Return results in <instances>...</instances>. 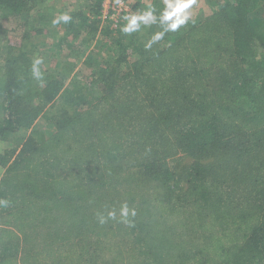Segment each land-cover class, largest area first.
<instances>
[{
  "label": "trees",
  "instance_id": "trees-1",
  "mask_svg": "<svg viewBox=\"0 0 264 264\" xmlns=\"http://www.w3.org/2000/svg\"><path fill=\"white\" fill-rule=\"evenodd\" d=\"M52 1L0 0L7 19L41 14L32 39L60 35L0 57L14 255L36 237L44 264H264V0H202L203 23L136 1L116 29L102 0Z\"/></svg>",
  "mask_w": 264,
  "mask_h": 264
},
{
  "label": "rangeland",
  "instance_id": "rangeland-1",
  "mask_svg": "<svg viewBox=\"0 0 264 264\" xmlns=\"http://www.w3.org/2000/svg\"><path fill=\"white\" fill-rule=\"evenodd\" d=\"M89 0H53L51 2V9L57 8L58 11H61L65 13V15H68V13L79 11L82 7H86L85 5L88 3ZM136 1H139L144 4H150L151 0H133L131 3L136 4ZM179 5L177 6V14L176 15H183L184 17H193L194 21L197 23H203L206 19L207 15H209V12L207 8L204 5V2L202 0H176ZM46 13V12H45ZM139 12H136V14H131L130 21L139 20L138 17ZM41 17V14L36 16L33 13H29L25 16V18H21L19 20H13V19H7V17L3 16L0 12V57L3 53L4 57L7 51L10 49V45H13V53H17L18 46L24 42L26 44V48L28 50L35 49H41L44 53L48 54V47H50V42L53 41V44L55 43V40L58 39L59 36L55 34V28L51 26L49 28V32L45 34H42V36L39 37V39L35 40L31 38V33H34L35 29H38L39 26L42 24L36 23L35 19H39ZM59 18L54 17V22L58 23ZM129 21V22H130ZM19 22L22 24L21 29L19 30L17 27ZM130 24H132L130 22ZM143 28L146 27L148 24L146 23V18L144 21H142ZM138 25V24H137ZM133 26V25H132ZM131 26V27H132ZM17 29V30H16ZM129 29L130 28L129 26ZM32 31V32H31ZM59 31V28H57V32ZM25 32H29V34L26 33L28 36V40H25L23 42H20L23 40V35ZM60 33V32H59ZM145 35V34H144ZM25 46V45H23ZM52 51V49H49ZM46 51V52H45ZM261 56H264V49L260 52ZM46 55V54H45ZM3 66V58L0 59V68ZM46 126L44 125L43 121H39L37 125L34 128V135L36 133L41 132L44 133L46 131ZM30 130H23L20 135L25 136L28 135ZM11 144L12 142H8ZM2 174V169L0 168V176ZM25 220V219H24ZM26 221V220H25ZM21 224V225H20ZM26 224L20 222L17 224V226H14L12 224L4 225L0 224V244L6 243L9 240H13L12 244H8L9 247L8 251H5L3 247H0V264H44L45 261V255L43 256V259H41L42 253H40V245L38 239L35 237V244L30 245L29 248H25L24 246L19 245L18 247V253L14 255V245H17V243H14L19 241L18 237H24L26 229ZM48 241V240H47ZM45 243V242H41ZM14 244V245H13ZM23 255V256H22ZM28 255V256H27ZM48 255V254H47Z\"/></svg>",
  "mask_w": 264,
  "mask_h": 264
},
{
  "label": "built area",
  "instance_id": "built-area-1",
  "mask_svg": "<svg viewBox=\"0 0 264 264\" xmlns=\"http://www.w3.org/2000/svg\"><path fill=\"white\" fill-rule=\"evenodd\" d=\"M133 0H102L99 19L116 29L117 24L130 19Z\"/></svg>",
  "mask_w": 264,
  "mask_h": 264
},
{
  "label": "clouds",
  "instance_id": "clouds-1",
  "mask_svg": "<svg viewBox=\"0 0 264 264\" xmlns=\"http://www.w3.org/2000/svg\"><path fill=\"white\" fill-rule=\"evenodd\" d=\"M6 205H7V201H0V206H6Z\"/></svg>",
  "mask_w": 264,
  "mask_h": 264
}]
</instances>
